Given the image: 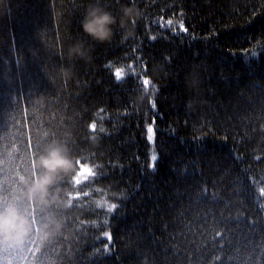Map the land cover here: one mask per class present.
I'll list each match as a JSON object with an SVG mask.
<instances>
[{
	"label": "trees",
	"instance_id": "16d2710c",
	"mask_svg": "<svg viewBox=\"0 0 264 264\" xmlns=\"http://www.w3.org/2000/svg\"><path fill=\"white\" fill-rule=\"evenodd\" d=\"M92 2L0 0V200L33 225L0 264H264V0H135L133 35L105 43L81 30ZM53 140L73 171L42 209L21 196Z\"/></svg>",
	"mask_w": 264,
	"mask_h": 264
},
{
	"label": "clouds",
	"instance_id": "9594fccd",
	"mask_svg": "<svg viewBox=\"0 0 264 264\" xmlns=\"http://www.w3.org/2000/svg\"><path fill=\"white\" fill-rule=\"evenodd\" d=\"M140 17L135 0H128L127 4L120 7L119 18L107 8L100 5L99 0H94L85 9L80 26L82 32L92 41L97 43L110 42L114 35V26L122 30V39L133 35L136 21ZM90 49L86 48L83 41L77 40L67 51L69 59H89ZM65 77L71 75V68L61 69ZM147 95L146 90H141L134 98V104H141ZM193 100L187 102V107H192ZM37 172L31 180L24 181V191L21 199L29 205L47 208L53 203L58 207H66L67 202L57 198L52 186L62 175L73 171V161L65 146L58 141L45 144L36 158ZM59 189L56 190L58 192ZM113 196H122V193L112 192ZM62 220L54 214L46 215L40 224V238H48L59 233ZM33 225L29 213L22 207L17 199L0 200V246L22 247L24 242L32 236Z\"/></svg>",
	"mask_w": 264,
	"mask_h": 264
},
{
	"label": "snow or ice",
	"instance_id": "6c2138e0",
	"mask_svg": "<svg viewBox=\"0 0 264 264\" xmlns=\"http://www.w3.org/2000/svg\"><path fill=\"white\" fill-rule=\"evenodd\" d=\"M171 23H172V21L169 20V21H168V24L170 25ZM180 29H181L182 32H187V29L184 28L183 22L180 23ZM172 33H173V35H176V29H175V28H172ZM154 39H155V38H153V40H154ZM154 119H155V118H154Z\"/></svg>",
	"mask_w": 264,
	"mask_h": 264
},
{
	"label": "rangeland",
	"instance_id": "374dc122",
	"mask_svg": "<svg viewBox=\"0 0 264 264\" xmlns=\"http://www.w3.org/2000/svg\"><path fill=\"white\" fill-rule=\"evenodd\" d=\"M148 139H149L150 141L152 140V132H151L150 129L148 130ZM152 158H154V157H152Z\"/></svg>",
	"mask_w": 264,
	"mask_h": 264
}]
</instances>
